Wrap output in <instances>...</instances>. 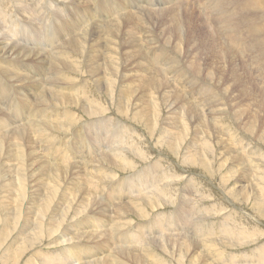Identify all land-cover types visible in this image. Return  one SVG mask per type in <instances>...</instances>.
I'll return each instance as SVG.
<instances>
[{"label":"rangeland","instance_id":"obj_1","mask_svg":"<svg viewBox=\"0 0 264 264\" xmlns=\"http://www.w3.org/2000/svg\"><path fill=\"white\" fill-rule=\"evenodd\" d=\"M102 1L0 0V15L6 17L5 24L10 32L9 38L11 37L12 43L18 48L29 51L28 56L23 60L0 56V66L13 69V71L10 70L8 73L0 71V77L7 86L6 91L0 94V118L6 121V126L3 130H0V133L9 132V126H12V131H14L18 125H21L23 129L20 127L18 138L9 135V137L5 136L7 139H4L7 142L8 139L12 141L16 138L18 145L22 142L20 145H23V147H20L24 150L22 151L19 147V150L21 149L19 156H23V159H21L22 157L18 158L17 153L15 154V157L17 156L16 158H18L17 160L14 156L7 159L4 154L6 152L5 149L9 148V146L5 144L3 146L4 150L0 155V179L3 178L2 182L0 181V205L4 206L0 211V233H5L6 238L0 239V264H2L1 260L4 258L2 254L16 248H22L24 251L11 264H24L27 258L32 261V264H40L42 258L52 264H68L69 262L73 264L74 255L81 249L88 248L92 250V253H100L101 250L98 244L102 248H106V245H109L112 251L119 248L121 250L134 248L133 245L137 239H132L129 236L132 231H136V234L139 233V239H142L154 254L160 255L158 257L168 264H209L211 263L209 259L211 252L216 253V256L217 252H219L220 257L216 262H221V264H224L228 258H231L230 260L235 259L234 264H244V262L245 264H264L263 261L260 263L257 261L259 260L258 256H262L259 248L264 245V214H261L264 211V202L261 208L255 202L256 196L262 200L264 197V105H261L264 103V93L263 80L260 78L259 44L257 51L255 47L250 46L251 42L248 38L251 35H247L246 26H202L200 23L201 18L196 12L190 13V16H188L191 19L189 21L190 24L188 25L186 22L187 30L184 34H181L179 29L175 27V25L180 26L181 19L174 20L168 15L173 8L168 3L159 5L164 0H152L153 5H159L157 7L136 9L143 16L139 17L140 21L137 20L136 14L128 9L117 11L118 13L115 15L121 20V24L116 25L120 26L118 29L119 37L112 40L115 43H104L101 36L103 34L102 28L112 26V22L109 21L110 17L105 15ZM104 1L108 2L109 6L121 8L131 6L128 3L132 1L134 4L138 2L145 4L144 0ZM188 2L189 0H185L183 3ZM132 9L134 8L132 7ZM61 22L65 26H76V28L71 31L70 36L61 37L62 39H60L59 43L56 40V34L53 35L56 32L55 29L53 28L52 35L49 34L48 30L51 26H61ZM143 24L146 26H143ZM25 28L32 34L30 35ZM143 30H146V33L139 38L137 37V41H135L136 38L133 37L137 35L138 31ZM258 30H261V26H258ZM79 31H81V34L85 31L87 35L82 40V55L72 53V59L77 60L74 61L73 68L70 70L72 71L76 67V69L81 68L80 74L71 75L77 78V81L78 77L81 80L86 79V82L88 81L86 84L89 91V94H87L88 100L90 98L88 104H84V101L78 97V93L67 94L69 91L66 89H63L61 94L58 93V96L52 98L55 94L53 88L56 89L55 85H57V82L52 78L54 67L50 61V53L58 49H64L69 37L73 34H76V41L80 39L81 34H78ZM58 32L60 33L59 29ZM134 32L136 35H134ZM43 34L45 36L42 38L41 35ZM242 35V39L237 38ZM260 36L261 34L258 37ZM111 44L115 48L113 51L115 52L114 62L105 54L110 53ZM138 44L144 45V51L137 49ZM91 48H94L93 52H91ZM248 52H251L252 55L257 53L255 63L257 71L256 76L253 74V77L246 74ZM127 54H132V57L126 58ZM155 54L158 55L155 56ZM38 57L41 58V61H39ZM117 57L120 58L121 62L125 61V65L122 66L120 72H114V67H118ZM152 57L157 62L152 64ZM67 59H69L68 62L72 60L69 55H67ZM234 61L237 62L240 71L234 72ZM84 65H91L90 67L94 69L97 67L93 73L94 75L84 72ZM125 69L128 74L126 77L122 75ZM103 73L110 77H102ZM48 77L51 78L49 79ZM91 79L92 81H90ZM35 82L36 84H32ZM252 82L257 83V85L255 84L254 97L251 96L248 90ZM25 84L26 86L23 87ZM64 85L67 87L66 83H63L62 86ZM120 91L122 92L119 104L118 93ZM62 99H64L63 102H61ZM70 99H74L76 103L70 102ZM255 99L260 100L258 101L260 103L257 104ZM57 103L58 105H56ZM93 103H96V105ZM137 110L144 113L149 121H135L133 117ZM84 111L87 113H84ZM101 119L102 124L110 129L117 122L129 127L128 130H124L125 138H128L125 143L122 139L123 132L118 130L115 133L116 136H111L112 138L115 136L113 143L118 149L124 148L127 142L131 141L130 148L126 149L128 151L126 156H129V158L125 156V159L129 161V167L124 168L122 164V168H117L107 161L106 152H104L107 151L105 145L107 133L100 131L98 121ZM43 120H46L43 122L45 125H40L39 127L47 131L48 134L51 132L49 139L45 140H42L38 131H36L38 126L30 127L31 124H40ZM165 129L168 130V133ZM20 132L23 133L21 138L19 137ZM161 132L166 135H160ZM52 136L53 140L51 139ZM168 138L170 140L173 139L175 144L171 152L162 143L163 139L166 140ZM107 143L110 142L107 141ZM13 147L10 146L16 152V146ZM133 147H136V150ZM195 152L199 153V157L200 154L201 158L204 157L202 161L205 159L204 161L208 162V166L212 167L211 172L206 171L198 162L187 161L191 158L188 155H192ZM86 155L90 157L88 163H85V160L88 159ZM101 157H103L102 163L98 164V166H93L92 164H95V161L100 160ZM91 160L94 162L92 163ZM16 162L21 164L17 166ZM242 164L243 167H247V169L245 168L246 178H241L242 170H240V167H242ZM92 167H96L98 170H94ZM23 169L24 171H22ZM30 169L34 170V172ZM145 169L150 174L145 177L146 181L143 183L142 180H137L136 175L146 172ZM19 170L20 173L18 172ZM31 171L33 174H31ZM49 172L50 174H48ZM238 173L241 175H237ZM253 173L256 176L252 175ZM17 174L24 179L21 178L23 185H25L23 186L24 189L19 190L22 194L24 193L22 197L17 196L19 195L16 184L19 181V179H16L17 177L19 178ZM126 178H136V183L131 180L125 184ZM6 179L14 180V190L6 191V186L2 185L4 181L6 182ZM44 184H47V189ZM129 185H131L130 190H126ZM164 185L165 187H172L170 188V197L156 198L151 206L146 205L140 199L146 193L152 194L156 188ZM47 186L51 187L48 188ZM48 190L50 191L46 193ZM125 190L130 192L131 198L119 201L118 198L123 197L122 194ZM13 195L18 198H13ZM136 195H140V197L136 199ZM182 195L187 199L185 203H187L188 207V216L186 217L180 215L181 209L186 207L184 203L179 204L180 201H183L181 200ZM43 201L45 206L42 203L40 204ZM157 204L158 206H156ZM201 207L203 209L204 207L212 208L210 212L213 215L204 217L205 219L203 218V220L208 218L204 224L197 221L202 215ZM144 210L146 211L144 212ZM77 213L79 214L77 215ZM85 213L89 215V219L83 217L86 215ZM204 214H208V211L205 210ZM58 215H61L60 218L63 219L61 220ZM169 216H171L170 220L168 219ZM88 220L92 221L88 222ZM198 223L202 230L210 229L214 233L212 238H210L211 240L206 242L212 243L211 247H214L210 249L208 257L206 256L207 260L198 251L199 249H195V252L189 250L184 253L179 251L176 243L166 241L168 236L179 237L183 232L191 231ZM8 224L10 226H6ZM219 224L222 226L225 224L232 229V232L227 235L224 231H220ZM111 226L120 233L116 232L118 237L113 239L114 242L110 239V244L105 238L106 235H112V230L114 229H111ZM21 228H24L25 232L20 233ZM156 237L160 238V241ZM200 237L197 235L198 239ZM90 238H93V242ZM53 239L54 242H51ZM25 240H30L31 244L24 249ZM7 244H10V249H5ZM36 244L38 245L36 246ZM137 245L140 246V244H136V248ZM65 247H68V250H66L67 254L62 253ZM199 247L202 249L201 246ZM154 250L157 251L155 252ZM252 253L254 254L252 255ZM86 254L90 255V253ZM86 254L78 255L84 256ZM190 255H193V258ZM122 259L127 264H137L136 262L132 263L129 259ZM10 262L12 261L9 259L7 264ZM216 262L214 263L216 264Z\"/></svg>","mask_w":264,"mask_h":264},{"label":"bare ground","instance_id":"obj_2","mask_svg":"<svg viewBox=\"0 0 264 264\" xmlns=\"http://www.w3.org/2000/svg\"><path fill=\"white\" fill-rule=\"evenodd\" d=\"M182 1V3H180ZM185 0H164L163 2H160V4L159 5H164V4H166V3H168V5H171L173 8H172V11L171 12H169L168 13V15H170V17H172L174 20H177V19H181V21H180V26H176L175 25V27H177L178 29H179V32L181 33V34H184V32L187 30V26H186V22L188 23V25L190 24V18L188 17V16H190V13H193V12H196L199 16H200V18H201V21H200V23H201V25L202 26H210V25H214V26H246V32H247V35H251V37L250 38H248L249 40H250V42L252 43H250V46L251 47H255V49H256V51H257V47H258V44H259V48H260V56H259V58H260V60H261V76H260V78L263 80V93H264V0H189V2L188 3H183ZM144 2H145V4H140L139 2L138 3H136V4H134V2L132 1L131 3H128V4H130L131 6H128V7H124V8H121V7H118V6H116V7H114V6H112V5H108V2H106V1H102V3L104 4V10H105V15L107 16V17H110L109 18V21H111L112 22V26H108V27H103L102 28V40H103V42L104 43H115V42H113L112 40L113 39H118V37H119V27L120 26H116V25H118L119 23L121 24V20L120 19H118V17H117V15H115L116 13H118L117 11H119L120 9L121 10H126V9H128L129 11H132V13L134 12L135 14H136V16H137V20L138 21H140V19H139V17H143L142 16V14H140V12H138L136 9H139V8H144V7H149V8H152L153 6L154 7H157V6H159V5H153L152 4V0H144ZM157 3V2H156ZM120 6V5H119ZM132 7L134 8V9H132ZM162 7V6H161ZM124 12V11H123ZM94 16V15H93ZM106 16H105V18H106ZM114 16H116V17H114ZM135 16V15H134ZM207 16H209L208 18H207ZM85 18V17H84ZM98 19V18H97ZM123 20V19H122ZM129 20V19H128ZM136 20V21H137ZM82 21H84V20H82ZM182 21H184L183 23H182ZM5 22H6V17L5 16H1L0 15V56H2V57H12V58H15V59H26V57L28 56V53H29V51H24V50H22V49H20V48H18L16 45H14L13 43H12V39H11V37L9 38V34H10V32L7 30V25L5 24ZM83 23V22H82ZM84 23H85V21H84ZM144 23V22H143ZM119 24V25H120ZM102 25V24H101ZM80 26V25H79ZM92 26V25H91ZM143 26H146L145 24H143ZM258 26H261V30H258ZM52 27V28H51ZM50 27V29L48 30V32H49V34H53V30L55 29V31L56 32H54V34L53 35H55L56 34V40L60 43V39H62L61 37H63V36H65V35H69L70 33H71V31L72 30H74L75 28H76V26H65V25H63V22H61V26H55V27H53V26H51ZM54 28V29H53ZM126 28V27H125ZM137 28V27H136ZM2 29V30H1ZM26 29V28H25ZM58 29L60 30V33L58 32ZM27 30V29H26ZM28 31V30H27ZM77 31V30H76ZM96 31V30H95ZM111 31H113V32H111ZM131 31V30H130ZM29 32V31H28ZM40 32H41V30H40ZM62 32V33H61ZM74 32V31H73ZM169 32V31H168ZM258 32H260V34H261V36L260 37H258L260 34H258ZM30 33V35L32 34L31 32H29ZM106 33V34H105ZM144 33H146V30H143V31H138V33H137V35H136V33L134 32V35H136V36H134L133 38H136V40L135 41H137V37L139 38L140 36H142ZM46 34V33H45ZM45 34H43V35H41L42 36V38H43V36H45ZM78 34H81V31H79V33ZM105 34V35H104ZM40 35V34H39ZM85 35H87L86 34V32L84 31V32H82V34H81V38L80 39H77V41L75 40L77 37H76V34L74 35H72L71 37H69V40H68V42L66 43L67 45L64 47V49H58V50H55V51H52L51 53H50V55H51V58H50V61H51V64L53 65V67H54V75L52 76V78H54V80L57 82V85H55V88L56 89H54L52 86H51V88H53V90H55V94L52 96V98H55L56 96H58V93H60L61 94V91L63 90V89H66L67 91H69L67 94H70V95H73V94H76V93H78L77 95H78V97L79 98H81L82 99V101H84V104H88V101L90 100V98H89V100H88V95L87 94H89V91H88V87L86 86V84L88 83V81L86 82V79H80L79 77H78V81L76 80L77 78H75V77H73L72 75H75L76 73H79L80 74V69H76V68H74L72 71L70 70V69H72L73 68V63H74V61H76L77 59H72V53H77V54H80V55H82V52H83V50H82V40L84 39V36ZM203 35V34H202ZM70 36V35H69ZM123 37V36H122ZM177 37V36H176ZM133 38H131V39H133ZM181 38V37H180ZM202 38V37H201ZM238 39H242L243 38V35L242 36H238L237 37ZM203 39L205 40V38L203 37ZM237 39V40H238ZM97 40V39H96ZM124 40V39H123ZM76 41V42H75ZM176 42V41H175ZM86 43H87V41H86ZM103 43V44H104ZM87 45V44H86ZM136 45H137V42H136ZM84 46H85V44H84ZM108 46V45H107ZM202 46V45H201ZM68 47V48H67ZM70 47V48H69ZM94 47V46H93ZM192 47V46H191ZM200 47V46H199ZM222 47V46H221ZM87 48V47H86ZM197 48V47H196ZM195 48V49H196ZM225 48V47H224ZM100 49V48H99ZM110 49V53H105L106 55H107V57L109 58V59H111L113 62H114V58H115V55H114V53L115 52H113L114 50H115V48L113 47V45L111 44V47L109 48ZM137 49L139 50V51H144V45L143 44H138V47H137ZM145 50H146V48H145ZM200 50V49H199ZM218 50V49H217ZM94 51V48H91V52H93ZM127 51H130V50H127ZM201 51V50H200ZM223 51V50H222ZM103 52V51H102ZM221 52V51H220ZM206 53V52H205ZM67 55H69V57L72 59V60H70L69 62H68V60L69 59H67ZM158 54H155V56H157ZM181 56V55H180ZM183 56V55H182ZM227 56V55H226ZM248 56H249V58H248V67H247V72H246V74H247V76H251V77H253L254 75L256 76V71H257V67H256V57H257V53L255 54V55H252V53L251 52H248ZM129 57H132V54H127L126 55V58H129ZM154 57V56H153ZM152 57V64L153 63H155V62H157L154 58ZM185 57V56H184ZM214 57V56H213ZM39 58V57H38ZM82 59V58H81ZM203 59V58H202ZM206 59V58H205ZM83 60V59H82ZM182 60V59H181ZM39 61H41V58H39ZM116 61H117V65H118V67H114V69H115V71L114 72H120L121 71V68H122V66H124L125 65V61L124 62H121L120 61V58L119 57H117V59H116ZM193 61V60H192ZM210 61V60H209ZM109 62V61H108ZM142 62V61H141ZM191 62V61H190ZM222 62V61H221ZM235 62V61H234ZM81 63V62H80ZM83 63V62H82ZM214 64H215V62H213ZM220 63V62H219ZM100 64V63H99ZM111 64V63H110ZM136 64V63H135ZM218 64V63H217ZM79 65H81V64H79ZM83 65V64H82ZM103 65H104V63H103ZM144 65V64H143ZM210 65V64H209ZM85 67L83 68V70H84V72H86L87 74H93L94 73V71H95V69L97 68H91L89 65H84ZM105 66H106V64H105ZM196 66V65H195ZM215 66V65H214ZM80 67V66H79ZM104 67V66H103ZM130 67V66H129ZM203 67V66H202ZM238 64H237V62H235L234 63V65H233V70H234V72H237V71H240L239 69H238ZM205 68V67H204ZM163 69V68H162ZM10 70H12L13 71V69H10V68H5V67H3V66H0V71L1 72H3V73H8ZM100 70H101V68H100ZM165 70V69H164ZM199 70V69H198ZM217 70V69H216ZM223 70L225 71V69L223 68ZM104 71V70H103ZM102 71V72H103ZM126 71V69L122 72V75L124 76V77H126L128 74L125 72ZM167 71V70H166ZM215 72V71H214ZM233 72V71H232ZM85 73V74H86ZM19 74V73H18ZM72 74V75H71ZM196 74V73H195ZM220 74V73H219ZM254 74V75H253ZM90 75V76H91ZM94 75V74H93ZM136 75V74H135ZM139 75V74H138ZM205 75V74H204ZM211 75V74H210ZM81 76V75H80ZM89 76V75H88ZM104 76H106L104 73L102 74V77H104ZM106 77H110L109 75L108 76H106ZM116 77V76H115ZM209 77V76H208ZM220 77V76H219ZM49 79L51 78V77H48ZM96 78V77H95ZM105 78V77H104ZM103 78V79H104ZM218 78V77H217ZM97 79H99V78H97ZM108 79V78H107ZM158 79H160V78H158ZM157 79V80H158ZM162 79V78H161ZM62 80H64V81H66V82H63ZM138 80V79H137ZM212 80H214V79H212ZM75 81H77V82H75ZM81 81V83H79ZM90 81H92V79L90 80ZM163 81V80H162ZM166 81V80H165ZM254 81V80H253ZM53 82V81H52ZM110 82H111V80H110ZM217 82V81H216ZM20 83H22L21 81H20ZM38 83V82H37ZM63 83H66V85H67V87L64 85V86H62L63 85ZM96 83V82H95ZM115 83V82H114ZM151 83V82H150ZM160 83H162V82H160ZM27 84V83H26ZM26 84L23 86V87H25L26 86ZM32 84H36V82L35 83H32ZM211 84V83H210ZM215 84V83H214ZM257 85V83L255 82V83H251L250 84V86H249V88H248V86H247V88H248V90L250 91V94H251V96L252 97H254V92H255V90H256V85ZM51 85V84H50ZM96 85H98V84H96ZM106 85V84H105ZM110 85V84H109ZM114 85V84H113ZM121 85V84H120ZM123 85V84H122ZM125 85V84H124ZM130 85V84H129ZM133 85V84H132ZM141 85V84H140ZM154 85H156V84H154ZM217 85V84H216ZM90 87H91V85H89ZM115 86V85H114ZM143 86V85H142ZM187 86V85H186ZM217 86H219V85H217ZM29 87V86H28ZM102 87V86H101ZM123 87V86H122ZM150 87V86H149ZM10 88L12 89V87L10 86ZM98 88V87H97ZM99 88H100V86H99ZM98 88V89H99ZM108 88V87H107ZM113 88V87H112ZM124 88V87H123ZM140 88V87H139ZM186 88V87H185ZM6 89H7V86H6V84H5V82H4V80L0 77V94H3L5 91H6ZM125 89V88H124ZM137 89V88H136ZM45 90V89H44ZM100 90V89H99ZM117 90V89H116ZM156 90H158V89H156ZM155 90V91H156ZM188 90V89H187ZM197 90V89H196ZM229 90V89H228ZM92 91H93V88H92ZM94 91H96V90H94ZM104 91V90H103ZM126 91H127V89H126ZM133 91V90H132ZM185 91V90H184ZM238 91V90H237ZM108 92V91H107ZM116 92V91H115ZM121 92L122 91H120L119 93H118V102H119V104H120V102H121ZM130 92V91H129ZM167 92V91H166ZM191 92V91H190ZM63 93V92H62ZM131 94H132V92H130ZM129 93V94H130ZM145 93V92H144ZM188 93H189V91H188ZM192 93V92H191ZM48 94V93H47ZM134 94V93H133ZM158 94V93H157ZM171 94V93H170ZM193 94V93H192ZM244 94V93H243ZM42 95V94H41ZM76 95V96H77ZM150 96H151V94H149ZM173 95V94H172ZM175 95V94H174ZM184 95V94H183ZM92 96V95H91ZM99 96V95H98ZM116 96V95H115ZM132 96V95H131ZM137 96V95H136ZM146 96V95H145ZM162 96V95H161ZM180 96V95H179ZM249 96V95H248ZM62 97H64V96H62ZM163 97H164V95H163ZM51 98V99H52ZM139 98V97H138ZM174 98V97H173ZM183 98H185V97H183ZM216 98V97H215ZM249 98V97H248ZM126 99V98H125ZM127 99H128V97H127ZM217 99V98H216ZM42 100H43V98H42ZM63 100L64 99H62V101L61 102H63ZM68 100V99H67ZM80 100V99H79ZM94 100V99H93ZM98 100V99H97ZM114 100H115V98H114ZM136 100H138V99H136ZM53 101V100H52ZM57 101V100H56ZM116 101V100H115ZM166 101V100H165ZM196 101H198V100H196ZM254 101V100H253ZM252 101V102H253ZM258 101H260V100H257V99H255V102L258 104V103H260V102H258ZM17 102V101H16ZM54 102V101H53ZM60 102V103H61ZM70 102H74V103H76L75 101H74V99H70ZM80 102V101H79ZM93 102V101H92ZM104 102V101H103ZM117 102V103H118ZM139 102V101H138ZM161 102V101H160ZM177 102H178V100H177ZM44 103V102H43ZM47 103V102H46ZM74 103H72V104H74ZM165 103V102H164ZM262 103V102H261ZM49 104V103H48ZM68 104V103H67ZM79 104V103H78ZM90 104V103H89ZM93 104H95L96 105V103H93ZM99 104V103H98ZM100 104H102L101 102H100ZM170 104V103H169ZM197 104V103H196ZM27 105V104H26ZM56 105H58V103L56 104ZM64 105V104H63ZM66 105V104H65ZM75 105V104H74ZM168 105V104H167ZM261 105H264V103L263 104H261ZM28 106V105H27ZM61 106H62V104H61ZM71 106V105H70ZM80 106V105H79ZM94 106V105H93ZM120 106V105H119ZM168 106H170V105H168ZM197 106V105H196ZM216 106V105H215ZM21 107V106H20ZM22 107H23V105H22ZM90 107V106H89ZM242 107V106H241ZM76 108V107H75ZM107 108V107H106ZM110 108V107H109ZM129 108V107H128ZM141 108V107H140ZM149 108V107H148ZM186 108V107H185ZM184 108V109H185ZM239 108V107H238ZM45 109V108H44ZM79 109H81L80 107H79ZM78 109V110H79ZM147 109V108H146ZM140 110H142V109H140ZM182 110V109H181ZM186 110V109H185ZM189 110V109H188ZM91 111H93L92 109H91ZM66 112V111H65ZM69 112V111H68ZM83 112V111H82ZM149 112V111H148ZM187 112V111H186ZM46 113V112H45ZM84 113H87V112H85L84 111ZM92 113V112H91ZM157 113V112H156ZM254 113H255V111H254ZM44 114V113H43ZM73 114V113H72ZM82 114V113H81ZM56 115V114H55ZM64 115V114H63ZM80 115V114H79ZM83 115V114H82ZM86 115V114H85ZM89 115V114H88ZM95 115V114H94ZM70 116H71V114H70ZM73 116V115H72ZM76 116V115H75ZM193 116V115H192ZM60 117V116H59ZM77 117V116H76ZM91 117V116H90ZM51 118V117H50ZM54 118V117H53ZM64 118H66V117H64ZM73 118H74V116H73ZM90 119V118H89ZM133 119L136 121H138V122H141V121H149L148 120V117L144 114V113H142V112H140V111H135V116L133 117ZM202 119V118H201ZM47 120V119H46ZM46 120H43L42 122H40V124H31V128H34V127H36V126H38L37 127V130L36 129H33V130H36V131H38V133H39V136H40V138L43 140H45V139H49V134L51 133H49L48 134V132L47 131H45L43 128H41V127H39L40 125H45V124H43V122L44 121H46ZM49 120V119H48ZM53 120V119H52ZM55 120H57V119H55ZM58 120H61V119H58ZM69 120H71V119H69ZM74 120V119H73ZM217 120V119H216ZM66 121V120H65ZM68 121V120H67ZM190 121H192L191 119H190ZM255 121V120H254ZM52 122V121H51ZM57 122V121H56ZM55 122V123H56ZM69 122H71V121H69ZM197 122V121H196ZM207 122V121H206ZM212 122V121H211ZM264 122V121H263ZM65 123V122H64ZM98 123L100 124V131L101 132H104V133H107L106 134V142H105V145H106V148H107V151H104V152H106V157H107V161L113 166H115V167H117V168H122L121 167V165L123 164V166H124V168H127V167H129L130 166V164H129V161H127L126 159H125V156L127 155V153H128V151L126 150V149H128V148H130V143H131V141H129V142H127V145L124 147V148H122V149H118V147L113 143V139L115 138V133H117V131L119 130V131H121V132H123V137H122V139H123V141H124V143H125V141L128 139H126L125 138V131L124 130H128V128L129 127H126V126H123L122 124H119L120 122H117L116 123V125L115 126H112L113 128L112 129H110L109 127L107 128V126H104V124H102V119L101 120H99L98 121ZM241 123V122H240ZM66 124V123H65ZM71 124V123H70ZM180 124V123H179ZM197 124V123H196ZM214 124V123H213ZM24 125H26V124H24ZM23 125V126H24ZM48 125V124H47ZM5 126H6V121L5 120H2V118H0V130H3L4 128H5ZM26 126H28V125H26ZM49 126V125H48ZM109 126H110V124H109ZM173 126V125H172ZM10 128H9V132H3V133H0V155L2 154V152H3V146L6 144L7 146H9V148H6L5 150H6V152H5V154H4V156H5V158H11V157H15V154L18 156V158L19 157H22L21 159H23V156H19L20 155V153L21 152H19L22 148L21 147H23V145H20V143H22V142H20L19 143V145H18V141H17V139L16 138H18V135H19V130H20V127L22 128V126L21 125H18L17 127H16V129L14 130V131H12L13 130V127L12 126H9ZM30 127H29V129H30ZM160 127V126H159ZM194 128V127H193ZM23 129V128H22ZM27 129V128H26ZM50 129V128H49ZM131 129V128H130ZM185 129V128H184ZM47 130V129H46ZM53 130V129H52ZM131 130H133V129H131ZM208 130V129H207ZM227 130V129H226ZM252 130V129H251ZM29 131V130H28ZM134 131V130H133ZM165 131L168 133V130L167 129H165ZM24 132V131H23ZM206 132V131H205ZM21 133V132H20ZM31 133V132H30ZM174 133V132H173ZM22 134L23 133H21L20 134V138L22 137ZM160 134V133H159ZM9 135H12V136H16V138H14V140H12V141H10L9 139L7 140V142H6V140L4 139V138H6L5 136H7V137H9ZM32 135V134H31ZM36 135H37V133H36ZM57 135H58V133H57ZM113 135H115L113 138L111 137V136H113ZM160 135H166V134H162V132H161V134ZM171 135V134H170ZM222 135V134H221ZM264 135V134H263ZM171 136H173V135H171ZM31 137V136H30ZM164 137V136H163ZM174 137V136H173ZM38 138V137H37ZM39 138V139H40ZM55 138H56V136H55ZM175 138V137H174ZM7 139V138H6ZM31 139V138H30ZM33 139H34V137H33ZM41 139H40V141H41ZM52 140H53V136H52V138H51ZM35 140V139H34ZM204 140V139H203ZM26 141V140H25ZM107 141L108 142H110V143H107ZM43 142V141H42ZM135 142V141H134ZM133 142V143H134ZM198 142V141H197ZM168 149H170V152H171V150H173L174 149V141H173V139L172 140H170L169 138L168 139H166V140H164L163 139V142H162ZM25 144V143H24ZM27 144V143H26ZM145 144V143H144ZM197 144V143H196ZM31 145H33V144H31ZM10 146H16V152H14L15 151V149H14V151H13V148H10ZM21 146V147H20ZM29 147H30V145H28ZM195 146V145H194ZM204 146V145H203ZM207 146V145H206ZM19 147L21 148L20 150H19ZM54 147V146H53ZM116 147V148H115ZM247 147V146H246ZM134 148V147H133ZM136 148V147H135ZM134 148V149H135ZM114 149V150H113ZM140 149V148H139ZM198 149V148H197ZM201 149H203V148H201ZM53 150V149H52ZM136 150V149H135ZM199 150V149H198ZM204 150V149H203ZM22 151H24L23 149H22ZM37 151V150H36ZM35 151V152H36ZM132 151H133V149H132ZM194 151V150H193ZM197 151V150H196ZM30 152H32V151H30ZM34 152V151H33ZM134 153H136V151H133ZM175 152V151H174ZM255 152V151H254ZM253 152V153H254ZM259 152V151H258ZM23 153V152H22ZM28 153V152H27ZM130 153V152H129ZM190 153V152H189ZM201 153H202V151H201ZM245 153V152H244ZM251 153V152H250ZM89 154V153H88ZM260 154V153H259ZM26 155V154H25ZM31 155V154H30ZM258 155V154H257ZM16 156V157H17ZM87 156V155H86ZM108 156H109V158H108ZM139 156V155H138ZM189 157H191L190 159H188L187 161H189V162H192V163H195V162H198V164L199 165H201V167L203 166L205 169H206V171H209V172H211V168L212 167H209L208 165L209 164H207L208 162L207 161H202V159L204 158L203 156V158H201V154H200V157H199V153L197 152H195V153H192V155H188ZM207 156V155H206ZM213 156V155H212ZM15 157V158H16ZM88 157V156H87ZM127 158H129V156H126ZM140 157V156H139ZM1 158H2V156H1ZM18 158H16V160L18 159ZM31 158V157H30ZM65 158V157H64ZM102 158L103 157H101L100 158V160H96L95 162V164L93 163L94 161L93 160H91V162L93 163L92 165L93 166H98V164H100V163H102ZM111 158V159H110ZM131 158V157H130ZM201 158V159H200ZM20 159V160H21ZM1 160V159H0ZM3 160V159H2ZM89 160H90V157H88V159L87 160H85V163H88L89 162ZM230 160H232V159H230ZM25 161H26V156H25ZM210 161V160H209ZM214 161V160H213ZM3 162V161H2ZM28 162V161H27ZM32 162V161H31ZM51 162V161H50ZM223 162H224V160H223ZM232 163H233V161H231ZM258 162V161H257ZM14 163V162H13ZM17 163V166H19V164H21V163H19V162H16ZM48 163V162H47ZM54 163V162H53ZM260 163V162H259ZM3 164V163H2ZM15 164V163H14ZM24 164H25V162H24ZM27 164V163H26ZM29 164V163H28ZM50 164V163H49ZM91 164V163H90ZM226 164V163H225ZM256 165H258L257 163H255ZM262 164V163H261ZM4 165V164H3ZM23 165V164H22ZM51 165V164H50ZM86 165V164H85ZM103 165V164H102ZM193 165V164H192ZM219 165V164H218ZM220 165H221V163H220ZM253 165V164H252ZM260 165V164H259ZM16 166V165H15ZM16 166V167H17ZM21 166V165H20ZM24 166V165H23ZM33 166V165H32ZM42 166V165H41ZM45 166V165H44ZM91 166V165H90ZM109 166V165H108ZM197 166V165H196ZM211 166V165H210ZM236 166V165H235ZM234 166V167H235ZM7 167V166H6ZM15 167V168H16ZM29 167V166H28ZM47 167V166H46ZM262 167V166H261ZM18 168V167H17ZM22 168V167H21ZM30 168V167H29ZM35 168V167H34ZM90 168V167H89ZM92 168H94V167H92ZM105 168V167H104ZM116 168V169H117ZM228 168V167H227ZM238 168V167H237ZM245 168L247 169V167H243V164H242V167H240V170H242L241 172H242V176H241V178L242 177H244V178H246L245 177V174H246V171H245ZM9 169V168H8ZM19 169V168H18ZM100 169H101V167H100ZM223 169V168H222ZM239 169V168H238ZM1 170V169H0ZM3 170V169H2ZM11 170V169H10ZM12 170H14V169H12ZM30 170H32V169H30ZM94 170H98L96 167L94 168ZM216 170V169H215ZM235 170V169H234ZM254 170V169H253ZM4 171V170H3ZM22 171H24V169L22 170ZM21 171V172H22ZM33 172H34V170H32ZM31 171V174H33V172ZM65 171V170H64ZM145 171H146V169H145ZM219 171V170H218ZM247 171H249V170H247ZM17 172V171H16ZM19 173H20V170L18 171ZM27 172V171H26ZM45 172V171H44ZM74 172V171H73ZM92 172V171H91ZM98 172V171H97ZM140 172V171H139ZM235 172H236V170H235ZM240 172V171H239ZM14 173V172H13ZM22 173H24V172H22ZM22 173H21V175H22ZM47 173V172H46ZM81 173V172H80ZM101 173V172H100ZM229 173V172H228ZM249 173V172H248ZM263 173V172H262ZM30 174V175H31ZM35 174V173H34ZM48 174H50V172L48 173ZM150 173L148 172V171H146V172H142V173H139V174H137L136 175V178H138L137 180H142V182L144 183L146 180H145V177L147 176V175H149ZM240 173H238L237 175H239ZM249 174H251V173H249ZM3 175V174H2ZM14 175V174H13ZM18 175V174H17ZM28 175V174H27ZM26 175V176H27ZM98 175H99V173H98ZM114 175V174H113ZM241 175V174H240ZM252 175H255L256 176V174H252ZM252 175H250V176H252ZM19 176V175H18ZM25 176V177H26ZM36 176V175H35ZM41 176V175H40ZM48 176H50V175H48ZM177 176H179V175H177ZM254 176V177H255ZM14 177H17V176H14ZM30 177V176H29ZM34 177V176H33ZM43 177V176H42ZM93 177V176H92ZM102 177V176H101ZM194 177V176H193ZM239 177V176H238ZM2 178V177H1ZM21 176H19V178L17 177L16 179H19V181L17 182V180H16V184H17V186H18V191L19 190H22V189H24L23 188V186H25V185H23V182L21 181ZM28 178V177H27ZM44 178V177H43ZM108 178V177H107ZM112 178V177H111ZM136 178H134V179H127L126 178V183L125 184H127V183H129L131 180H134V183H136ZM189 178V177H188ZM233 178V177H232ZM3 179V178H2ZM2 179H0V181L2 180ZM10 179V178H9ZM23 179V178H22ZM34 179H35V177H34ZM38 179V178H37ZM69 180H70V178H68ZM101 179V178H100ZM103 179V178H102ZM113 179V178H112ZM254 179V178H253ZM257 179V178H256ZM24 180V179H23ZM49 180V179H48ZM105 180V179H104ZM178 180V179H177ZM261 180H263V179H261ZM14 181V180H13ZM13 181H11V180H8V179H6V182L4 181L3 182V184L2 185H4V186H6V188H7V192H9L10 190H14L15 189V184H14V182ZM47 181V180H46ZM67 181V180H66ZM257 181V180H256ZM256 181H254L255 183H256ZM2 182V181H1ZM92 182V181H91ZM94 182V181H93ZM195 182V181H194ZM198 182V181H197ZM225 182V181H224ZM230 182V181H229ZM25 183V182H24ZM38 183H41V182H38ZM48 183V182H47ZM247 183V182H246ZM258 183V182H257ZM31 184V183H30ZM33 184V183H32ZM54 184V183H53ZM67 184V183H66ZM97 184H100V183H97ZM96 184V185H97ZM142 184V183H141ZM196 184V183H195ZM45 185V184H44ZM47 185V184H46ZM46 185H45V188H46ZM49 185V184H48ZM51 185V184H50ZM55 185V184H54ZM95 185V186H96ZM121 185V184H120ZM123 185V184H122ZM143 185V184H142ZM192 185V184H191ZM4 186H2V187H4ZM16 186V187H17ZM28 186V185H27ZM26 186V187H27ZM51 186H53V185H51ZM51 186H47L48 188H50ZM117 186V185H116ZM198 186V185H197ZM263 186V185H262ZM20 187V188H19ZM192 187L194 188V186L192 185ZM248 187V186H247ZM256 187V186H255ZM36 188V187H35ZM64 188V187H63ZM130 188H131V185H129V186H127L126 187V190L127 189H129L130 190ZM170 188H172V187H170ZM169 188V186H167V187H165V185L164 186H161V187H158V188H156L155 189V191L152 193V194H149V193H146L143 197H140V195H136V199H138L139 197H140V199L146 204V205H148V206H151V204L152 203H154L155 202V199L157 198V199H159V198H161V197H163V196H166L167 198L168 197H170V195H171V189ZM196 188V187H195ZM240 188V187H239ZM244 188H245V186H244ZM251 188H252V186H251ZM5 189V188H4ZM27 189V188H26ZM47 189V188H46ZM56 189H58V188H56ZM85 189V188H84ZM170 189V190H169ZM260 189H261V187H260ZM28 190V189H27ZM125 190V191H126ZM191 190V189H190ZM264 190V189H263ZM262 190V191H263ZM34 191V190H33ZM45 191V190H44ZM50 190H48L46 193H48ZM62 191V190H61ZM123 192V197H119L118 198V200L119 201H122L123 199H129V198H131V194H130V192H128V191H126V192ZM202 191V190H201ZM236 191V190H235ZM254 191V190H253ZM29 192V191H28ZM52 192V191H51ZM60 192V191H59ZM74 192V191H73ZM41 193V192H40ZM45 193V192H44ZM205 193V192H204ZM260 193H261V191H260ZM12 194V193H11ZM15 194V193H14ZM17 194H18V192H17ZM62 194H64V193H62ZM61 194V195H62ZM68 194V193H67ZM178 194V193H177ZM232 194V193H231ZM236 194V193H235ZM238 194V193H237ZM253 194H255V193H253ZM22 195L24 196V193L22 194V192L21 191H19V195H17V196H21L22 197ZM49 195V194H48ZM31 196V195H30ZM29 196V197H30ZM46 196V195H45ZM44 196V197H45ZM87 196V195H86ZM238 196V195H237ZM250 196V195H249ZM252 196V195H251ZM260 196H261V194H260ZM264 196V195H263ZM20 197V198H21ZM43 197V198H44ZM65 197V196H64ZM175 197V196H174ZM184 195H182V199L181 200H183V201H180V203L179 204H182V203H184L185 205H186V207H184V208H182L181 209V213H180V215L181 216H183V217H186V216H188V214H187V209H188V207H187V203H185L186 202V197H184ZM202 197V196H201ZM8 198V197H7ZM9 198H10V196H9ZM13 198H16V197H14V195H13ZM18 198V197H17ZM16 198V199H17ZM42 198V197H41ZM46 198V197H45ZM58 198V197H57ZM95 198V197H94ZM244 198V197H243ZM40 199V198H39ZM47 199V198H46ZM53 199H55V198H53ZM59 199V198H58ZM68 199V198H67ZM84 199V198H83ZM86 199V198H85ZM8 200V199H7ZM12 200V199H11ZM14 200V199H13ZM25 200V199H24ZM170 200V199H169ZM190 200V199H189ZM240 200V199H239ZM263 200H264V197H263ZM260 197H258V196H256V199H255V202L258 204V206L261 208V206L263 205V201ZM21 201H22V199H21ZM47 201H48V199H47ZM85 201V200H84ZM87 201V200H86ZM157 201V200H156ZM159 201V200H158ZM161 201H162V199H161ZM171 201V200H170ZM250 201V200H249ZM9 202V201H8ZM14 202H16V201H14ZM13 202V203H14ZM20 202V201H19ZM92 202V201H91ZM112 202V201H111ZM248 202V201H247ZM252 202V201H251ZM42 203V205L43 206H45L43 203H44V201L43 202H40V204ZM78 203V202H77ZM85 203V202H84ZM88 203V202H87ZM98 203H100V202H98ZM135 203V202H134ZM1 204V203H0ZM5 204V203H4ZM12 204V203H11ZM32 204V203H31ZM39 204V203H38ZM55 204V203H54ZM133 204V203H132ZM15 205V204H14ZM20 205H22V204H20ZM49 205V204H48ZM124 205V204H123ZM32 206V205H31ZM42 206V208L44 209V207ZM73 206V205H72ZM112 206V205H111ZM128 206V205H127ZM156 206H158V204L156 205ZM224 206V205H223ZM9 207V206H8ZM12 207V206H11ZM40 207V206H39ZM130 207V206H129ZM218 207V206H217ZM4 208V206H1L0 205V211L2 210ZM26 208V207H25ZM41 208V209H42ZM57 208V207H56ZM72 208V207H71ZM70 208V209H71ZM80 208V207H79ZM78 208V209H79ZM85 208H87V207H85ZM122 208V207H121ZM132 208V207H131ZM139 208V207H138ZM154 208V207H153ZM152 208V209H153ZM17 209V208H16ZM42 209V210H43ZM45 209H46V207H45ZM49 209V208H48ZM52 209V208H51ZM61 209V208H60ZM92 209V208H91ZM136 209V208H135ZM143 209V208H142ZM210 209H212L211 207H210ZM210 209L209 208H205L204 207V209L201 207V211H202V215L198 218V222H200L201 224H204L207 220H208V218L206 219V220H203V218L204 217H206L207 215L209 216V215H213L211 212H210ZM65 210V209H64ZM72 210V209H71ZM75 210V209H74ZM205 210H207L208 211V214H204L205 213ZM18 211V210H17ZM37 211V210H36ZM81 211V210H80ZM87 211V210H86ZM138 211V210H137ZM142 211V210H141ZM146 210H144V212H145ZM6 212H7V210H6ZM5 212V213H6ZM18 212H20V211H18ZM30 212V211H29ZM117 212V211H116ZM51 213V212H50ZM49 213V214H50ZM72 213H73V211H72ZM75 213H76V211H75ZM80 213V212H79ZM79 213H77V215L79 214ZM82 213V212H81ZM93 213V212H92ZM91 213V214H92ZM36 214H38V213H36ZM60 214V213H59ZM69 214V213H68ZM86 215L85 216H83V217H87L88 218V214L87 213H85ZM90 214V215H91ZM118 214V213H117ZM121 214V213H120ZM139 214V213H138ZM261 214H264V211L261 213ZM35 215V214H34ZM93 215V214H92ZM105 215H107V214H105ZM145 215V214H144ZM21 216V215H20ZM59 216V215H58ZM57 216V217H58ZM61 216V215H60ZM60 216H59V218H60ZM66 216V215H65ZM134 216V215H133ZM142 216V215H141ZM31 217V216H30ZM38 217H40V216H38ZM69 217V216H68ZM110 217V216H109ZM143 217V216H142ZM147 217V216H146ZM211 217V216H210ZM228 217V216H227ZM1 218V217H0ZM11 218V217H10ZM34 218V217H33ZM58 218V219H59ZM82 218V217H81ZM92 218H94V217H92ZM96 218V217H95ZM170 218H171V216H169L168 217V219L170 220ZM23 219V218H22ZM61 219V218H60ZM63 219V218H62ZM61 219V220H62ZM67 219V218H66ZM73 219V218H72ZM89 219V218H88ZM110 219V218H109ZM142 219V218H141ZM205 219V218H204ZM1 220V219H0ZM13 220V219H12ZM20 220H21V218H20ZM20 220H19V222H20ZM39 220V219H38ZM80 220V219H79ZM84 220H85V218H84ZM95 220V219H94ZM103 220H105V219H103ZM113 220H115V219H113ZM131 220V219H130ZM26 221V220H25ZM52 221V220H51ZM65 221V220H64ZM81 221V220H80ZM83 221V220H82ZM86 221V220H85ZM91 222L92 220H88V222ZM29 222V221H28ZM38 222V221H37ZM60 222V221H59ZM63 222V221H62ZM66 222V221H65ZM87 222V223H88ZM94 222V221H93ZM128 222V221H127ZM233 222V221H232ZM31 223V222H30ZM45 223V222H44ZM95 223V222H94ZM115 223H116V221H115ZM169 223V222H168ZM230 223V222H229ZM239 223V222H238ZM36 224V223H35ZM52 224V223H51ZM96 224H97V221H96ZM99 224V223H98ZM101 224V223H100ZM113 224V223H112ZM261 224V223H260ZM1 225V224H0ZM91 225V224H90ZM94 225V224H93ZM177 225H179V224H177ZM234 225V224H233ZM6 226H10L9 224L8 225H6ZM28 226H30V225H28ZM39 226V225H38ZM55 226H56V224H55ZM98 228H99V226L98 225H96ZM105 226V225H104ZM113 226H115V225H113ZM121 226V225H120ZM19 227V226H18ZM41 227V226H40ZM48 227V226H47ZM46 227V228H47ZM69 227V226H68ZM106 227V226H105ZM109 227V226H108ZM219 230L220 231H224V233H226L227 235L228 234H230L231 232H232V229H230L229 227H227L225 224L222 226L221 224H219ZM231 227H232V225H231ZM234 227V226H233ZM52 228V227H51ZM101 228V227H100ZM110 228V227H109ZM113 227L111 226V229H112ZM120 228V227H119ZM118 228V229H119ZM6 229V228H5ZM10 229V228H9ZM34 229V228H33ZM37 229V228H36ZM47 229H49V228H47ZM57 229V228H56ZM84 229H85V227H84ZM94 229H97V228H94ZM114 229V228H113ZM121 229V228H120ZM125 229V228H124ZM126 229H128V228H126ZM136 229V228H135ZM7 230V229H6ZM32 230V229H31ZM53 230H54V228H53ZM53 230H52V232H53ZM76 230V229H75ZM105 230V229H104ZM116 229H114V230H112V235L110 236V235H106V240L111 244V241H110V239L114 242V238H116V237H118L117 236V234H116V232L118 231H115ZM182 230V229H181ZM24 231V228H21L20 229V233H22ZM68 231V230H67ZM93 231V230H92ZM99 231V230H98ZM108 231V230H107ZM111 231V230H110ZM128 231V230H127ZM173 231V230H172ZM177 231V230H176ZM238 231V230H237ZM7 232V231H6ZM25 232V231H24ZM55 232H56V230H55ZM54 232V233H55ZM83 232V231H82ZM94 232V231H93ZM129 232V231H128ZM170 232V231H169ZM255 232V231H254ZM28 233H29V231H28ZM33 233V232H32ZM68 233H69V231H68ZM76 233V232H75ZM99 233V232H98ZM117 233H120V232H117ZM240 233V232H239ZM242 233H244V232H242ZM41 234V233H40ZM64 234V233H63ZM74 234V233H73ZM90 234H91V230H90ZM128 234V233H127ZM178 234H180V233H178ZM197 235L198 236H201L199 239L197 238ZM214 235V233H213V230H206V229H201L200 228V224L198 223V224H196L195 225V227H194V229H192L191 231H185V232H183V234H181L179 237H166V241H169V242H174V243H176L177 245H178V249H179V251H183L184 253H187L189 250H192V251H196L195 249H199L198 251H200L201 252V254H202V256L203 257H205V259H206V256L208 257V253H210V249L211 248H214V247H211L212 245V243H206V242H208L209 240H211L210 238H212V236ZM13 236V235H12ZM48 236V235H47ZM70 236V235H69ZM81 236V235H80ZM82 236H85V235H82ZM90 236V235H89ZM88 236V237H89ZM103 236H104V234H103ZM129 236L132 238V239H137L134 243V245H133V247L134 248H131V249H125V250H121V248H119V249H116V250H114V251H112L111 250V248H109V245H106V248H102L99 244H98V247H99V249L101 250V252L100 253H92L91 251V249H88V248H85V249H81V247H80V249L81 250H79L78 252H77V254H75L74 255V257H73V259H72V262H73V264H127L122 258H125V259H129V260H131V262L133 263V262H136L137 264H168L166 261H163L160 257H158V256H160V255H158L157 256V254H154L153 252H152V250H150V248L147 246V244L146 243H144L143 241H142V239H139V233L138 234H136V231H132L131 232V234H129ZM217 236V235H216ZM243 236V235H242ZM44 237V236H43ZM72 237H73V235H72ZM78 237V236H77ZM91 237H94V236H91ZM96 237V236H95ZM162 237V236H161ZM229 237V236H228ZM233 237V236H232ZM3 238H5V233H3V232H1L0 233V239H3ZM22 238V237H21ZM20 238V239H21ZM63 238V237H62ZM67 238V237H66ZM85 238V237H84ZM157 238V237H156ZM155 238V239H156ZM226 238V237H225ZM6 239V238H5ZM35 239V238H34ZM65 239V238H64ZM73 239V238H72ZM78 239V238H77ZM91 239V241L93 242V238H90ZM95 239V238H94ZM99 239V238H98ZM158 239V238H157ZM156 239V240H157ZM221 239V238H220ZM11 240H13V239H11ZM16 240H18V239H16ZM39 240V239H38ZM69 240H70V238H69ZM86 240V239H85ZM100 240V239H99ZM103 240V239H102ZM159 241H160V238L158 239ZM208 240V241H207ZM26 242V244H25V247H24V249L27 247V246H29L31 243H30V240H25ZM39 241H41V240H39ZM46 241V240H45ZM152 241V240H151ZM155 241V240H154ZM11 242V241H10ZM9 242V243H10ZM18 242V241H17ZM51 242H54V239L51 241ZM70 242V241H69ZM90 242V241H89ZM148 242H150V241H148ZM162 242V241H161ZM160 242V243H161ZM211 242V241H210ZM3 243V242H2ZM38 243V242H37ZM41 243V242H40ZM39 243V244H40ZM43 243V242H42ZM62 243V242H61ZM119 243V242H118ZM151 243V242H150ZM1 244V243H0ZM5 244V243H4ZM12 244V243H11ZM123 244V243H122ZM121 244V245H122ZM127 244V243H126ZM126 244H124L125 246H126ZM136 244H140V246H138L137 245V248H136ZM149 244V243H148ZM215 244V243H214ZM38 244H36V246H37ZM154 245V244H153ZM119 246V245H118ZM125 246H124V248H125ZM150 246H151V244H150ZM199 246H201V248L202 249H200V247ZM2 247V246H1ZM10 244L8 245L7 244V247L5 248V249H10ZM152 247V246H151ZM32 248H33V246H32ZM31 248V249H32ZM74 248H76V247H74ZM78 248V247H77ZM123 248V247H122ZM153 248V247H152ZM3 249V248H2ZM154 249V248H153ZM167 249V248H166ZM165 249V250H166ZM221 249V248H220ZM66 250H68V247H65L64 248V250H63V254L64 253H66L67 254V252H66ZM76 250V249H75ZM23 249L22 248H19V249H15V250H12V251H8L9 252V254H7V253H3L2 255H4V258L1 260V262H2V264H7V261L10 259V261H12V262H10V263H8V264H11V263H13V260L15 261L16 260V258L17 257H19V256H21V254H23ZM155 251V250H154ZM157 251V250H156ZM155 251V252H156ZM253 251V250H252ZM259 251H260V254H262V256L261 257H259L258 255V259L259 260H257L259 263L260 262H264V245H262V246H260V248H259ZM73 252V251H72ZM173 252V251H172ZM224 252V251H223ZM222 252V253H223ZM238 252V251H237ZM242 252V251H241ZM240 252V253H241ZM69 253V252H68ZM86 253H90V255H87ZM256 253V252H255ZM26 254V253H25ZM38 256H39V254L38 253H36ZM78 254H86V255H84V256H79ZM159 254V253H158ZM211 255H210V262L211 263H209V264H215L214 262H216V260L220 257V254H219V252H217V256H216V253H214V252H211L210 253ZM224 254H227V253H224ZM234 254V253H233ZM236 254V253H235ZM254 253H252V255H253ZM1 255V256H2ZM155 255V256H154ZM230 255V254H229ZM240 255V254H239ZM242 255H244L243 253H242ZM249 255V254H248ZM247 255V256H248ZM191 256V255H190ZM222 256V255H221ZM223 256H226V255H223ZM237 256H238V254H237ZM227 257V256H226ZM251 257V256H250ZM249 257V258H250ZM191 258H193V255L191 256ZM237 258V257H236ZM252 258V257H251ZM225 259V258H224ZM231 259V258H230ZM229 258L226 260V262H224V264H231V263H233L234 262V260H230ZM239 259V258H238ZM244 259H245V257H244ZM247 259V258H246ZM134 260V261H133ZM207 260V259H206ZM240 260H242V259H240ZM253 260V259H252ZM255 260V259H254ZM236 261V260H235ZM247 261V260H246ZM63 262V261H62ZM67 262V261H66ZM209 262V261H208ZM238 262V261H237ZM243 262V261H242ZM250 262V261H249ZM257 262V263H258ZM61 263V262H60ZM64 263V262H63ZM238 263H240V262H238ZM256 263V262H255ZM24 264H32V261L30 260V259H26L25 260V262H24ZM40 264H52V263H49V262H47L46 260H45V258H42L41 259V262H40ZM54 264H56V263H54ZM65 264V263H64ZM68 264H70V262L68 263ZM185 264V263H184ZM216 264H221V262L219 263V262H216ZM234 264V263H233ZM244 264H245V262H244Z\"/></svg>","mask_w":264,"mask_h":264}]
</instances>
